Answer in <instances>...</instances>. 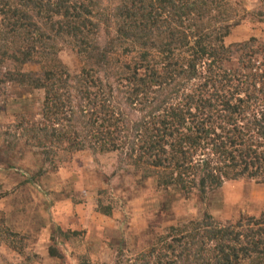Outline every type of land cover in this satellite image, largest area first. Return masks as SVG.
Instances as JSON below:
<instances>
[{"label": "trees", "instance_id": "16d2710c", "mask_svg": "<svg viewBox=\"0 0 264 264\" xmlns=\"http://www.w3.org/2000/svg\"><path fill=\"white\" fill-rule=\"evenodd\" d=\"M244 12L231 0H0V67L16 70L0 90L46 94L45 125L19 117L15 131L0 132L3 141L43 152L48 168L38 177L67 153L123 155L129 137V166L161 189L198 193L202 203L228 182L264 183V41L226 44ZM65 48L83 63L74 79L60 57ZM76 102L88 111L75 112ZM124 106L143 114L133 130ZM2 246L26 257L27 237L5 219ZM49 255L61 263L66 256L56 238ZM138 258L135 264H264V213L224 225L204 212L169 227Z\"/></svg>", "mask_w": 264, "mask_h": 264}, {"label": "rangeland", "instance_id": "374dc122", "mask_svg": "<svg viewBox=\"0 0 264 264\" xmlns=\"http://www.w3.org/2000/svg\"><path fill=\"white\" fill-rule=\"evenodd\" d=\"M231 1L248 16L243 25L232 30L226 44L251 38L264 41V0ZM105 37L103 30L102 44ZM60 57L72 79L81 73L83 63L72 50L65 48ZM25 70L42 74L35 65ZM8 71L16 70L12 65L0 67V80ZM115 93L120 97L118 104L124 105L123 95L119 90ZM45 96L44 91L28 86L2 85L0 132L15 131L19 117L44 126ZM124 109L133 130L143 114ZM74 110L80 114L88 108L76 102ZM3 139L0 135V219L27 237L26 257L33 259L32 264H135L169 227L189 223L204 212L224 225L264 213V183L228 182L208 195L205 203L196 192L187 197L174 187L161 189L157 178H145L128 165L129 137L121 140L127 142L123 155L95 154L92 150L67 153L58 169L39 177V172L48 168L43 152ZM53 238L66 255L62 263L49 255ZM26 257L0 247V264H24Z\"/></svg>", "mask_w": 264, "mask_h": 264}]
</instances>
